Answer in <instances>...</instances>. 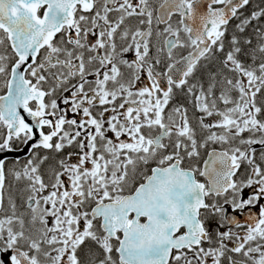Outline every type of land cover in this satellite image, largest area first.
Masks as SVG:
<instances>
[{"label": "snow or ice", "instance_id": "snow-or-ice-1", "mask_svg": "<svg viewBox=\"0 0 264 264\" xmlns=\"http://www.w3.org/2000/svg\"><path fill=\"white\" fill-rule=\"evenodd\" d=\"M250 2L0 0V264H264Z\"/></svg>", "mask_w": 264, "mask_h": 264}, {"label": "flooded vegetation", "instance_id": "flooded-vegetation-1", "mask_svg": "<svg viewBox=\"0 0 264 264\" xmlns=\"http://www.w3.org/2000/svg\"><path fill=\"white\" fill-rule=\"evenodd\" d=\"M260 4H261V0H251L250 5L247 6L245 10V15H247L250 11L255 9L257 5H260Z\"/></svg>", "mask_w": 264, "mask_h": 264}, {"label": "water", "instance_id": "water-1", "mask_svg": "<svg viewBox=\"0 0 264 264\" xmlns=\"http://www.w3.org/2000/svg\"><path fill=\"white\" fill-rule=\"evenodd\" d=\"M12 155H17V154H12ZM18 155H20V156H23V155H24V153H21V154H18Z\"/></svg>", "mask_w": 264, "mask_h": 264}]
</instances>
